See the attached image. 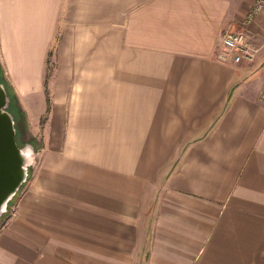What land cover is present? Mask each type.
Instances as JSON below:
<instances>
[{
	"label": "crops",
	"instance_id": "0c3cea01",
	"mask_svg": "<svg viewBox=\"0 0 264 264\" xmlns=\"http://www.w3.org/2000/svg\"><path fill=\"white\" fill-rule=\"evenodd\" d=\"M254 4L0 0V65L38 154L0 264H264ZM233 30L250 57L223 51Z\"/></svg>",
	"mask_w": 264,
	"mask_h": 264
},
{
	"label": "water",
	"instance_id": "95a60500",
	"mask_svg": "<svg viewBox=\"0 0 264 264\" xmlns=\"http://www.w3.org/2000/svg\"><path fill=\"white\" fill-rule=\"evenodd\" d=\"M10 96L0 77V217L29 176L35 146L17 141L15 118L10 110Z\"/></svg>",
	"mask_w": 264,
	"mask_h": 264
},
{
	"label": "built area",
	"instance_id": "2783aa9c",
	"mask_svg": "<svg viewBox=\"0 0 264 264\" xmlns=\"http://www.w3.org/2000/svg\"><path fill=\"white\" fill-rule=\"evenodd\" d=\"M264 8V0H255L252 13H258ZM222 46L225 53H232L235 61L252 55V48L248 36L243 31L233 30L226 32L222 37Z\"/></svg>",
	"mask_w": 264,
	"mask_h": 264
},
{
	"label": "rangeland",
	"instance_id": "374dc122",
	"mask_svg": "<svg viewBox=\"0 0 264 264\" xmlns=\"http://www.w3.org/2000/svg\"><path fill=\"white\" fill-rule=\"evenodd\" d=\"M0 76L2 78L3 81H5V77H4V73H3V69L0 65ZM6 83V82H5ZM15 125H16V122H15ZM17 129V128H16ZM20 129V128H19ZM30 132L28 130L27 127L23 126L22 129L19 130V132L17 133V139H18V142H20L19 144L20 145H24L25 143H31L30 141ZM33 144V143H32ZM34 145V144H33ZM35 146V145H34ZM37 149L35 148V153H34V158H33V162L29 168V176H28V179L26 182H24V184L21 186L20 190L18 191V193L14 196V198L9 202V206H8V211L5 212L1 217H0V226L6 221L8 215L14 210L15 208V205H16V200L17 198H19V195L22 193V190L25 188V186L27 185L28 183V180L32 174V171H33V167H34V164H35V161H36V158H37Z\"/></svg>",
	"mask_w": 264,
	"mask_h": 264
},
{
	"label": "trees",
	"instance_id": "16d2710c",
	"mask_svg": "<svg viewBox=\"0 0 264 264\" xmlns=\"http://www.w3.org/2000/svg\"><path fill=\"white\" fill-rule=\"evenodd\" d=\"M1 77V76H0ZM2 79V78H1ZM3 81V80H2ZM4 83H5V81H4ZM5 85H6V88H7V91H8V94H9V96H10V99H11V101H10V110H11V112L13 113V109H14V98L12 97V94L10 93V91H9V89H8V87H7V84L5 83ZM16 137H17V134H16ZM17 141H18V139H17ZM18 143H20V142H18Z\"/></svg>",
	"mask_w": 264,
	"mask_h": 264
}]
</instances>
